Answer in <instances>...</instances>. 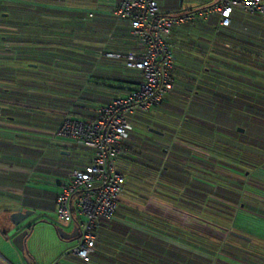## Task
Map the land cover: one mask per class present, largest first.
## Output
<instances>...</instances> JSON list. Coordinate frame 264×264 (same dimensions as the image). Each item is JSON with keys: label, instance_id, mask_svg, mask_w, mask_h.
<instances>
[{"label": "crops", "instance_id": "0c3cea01", "mask_svg": "<svg viewBox=\"0 0 264 264\" xmlns=\"http://www.w3.org/2000/svg\"><path fill=\"white\" fill-rule=\"evenodd\" d=\"M14 1L23 2V0ZM156 1L161 9L174 12L186 11V9H181L182 1L180 0L175 3L172 0ZM214 1L216 0L211 3ZM118 3L119 0H112V2H98V0H50L44 5L46 8L35 9L32 14H28L29 12L25 11L17 14L18 19L22 22H28L26 17L32 16L31 23L28 26L16 27V32L20 35H23V30H32L31 37L34 42L31 47L35 46L38 49H55L63 46L71 48L73 47L71 42L67 41L73 35L72 39L77 43L74 45L76 48L71 49H77L82 54L78 56L64 55L57 58V61L54 60L57 56L53 55L54 59L53 61L50 60L51 65L46 67L47 72L42 73L41 80L37 79L34 74L26 75L23 72V65L14 68L17 76L16 83L19 84L16 86V95H26L34 98L38 95L46 98L38 100L43 102L42 105L44 106L36 104V107H40L39 109L30 108L28 111L32 112L30 116L21 114H16L13 117L4 116L3 113L7 112L9 107L7 105L0 106V264H50L52 261L59 259L66 249L74 245H69L66 249L64 245H58L59 253L57 254V251L52 250L49 245L51 243L55 246V241L53 243L52 237L47 236L41 239L38 242V246H35L33 242H30L28 236L26 239L28 254L26 256L27 262L25 263L23 253L12 243L14 227L10 221V215L18 211L31 212L25 221L29 227L34 223L30 216L35 211L48 209H50L49 211H55L54 197L59 192L62 184L67 181L68 173L74 168L84 166L90 160L91 150L82 148L83 155L80 156L78 162H68V156H64L67 155L66 150L72 149L71 147L73 146L81 147L73 144L69 139L53 134L62 117L71 112L73 107L79 105L77 97L83 93V96H86V98H83L84 101L89 100L87 103L83 102V111L84 109L98 110L100 106L104 105L105 100L123 96L135 86L133 83L126 82V77L124 76H129L130 73L128 72L129 70H123L124 68L120 66V63L97 55L93 59L92 65L87 66V61L83 58L84 44L90 46L94 53L110 51L113 54L120 55L131 51H141L140 41L133 37L129 26L124 22L117 25V21L112 17ZM209 4L207 3V5ZM211 17H215L216 21V25L212 27L215 29L216 26L218 30L208 32L213 36V39H208L210 40V45L201 46L195 40L194 42H189L190 39L187 38L188 32L195 28L194 25H187V23L175 25L167 39L174 56V89L168 93L165 99L166 103L164 102L162 106H171V108L180 111L181 115L175 120V132L171 133L169 149L162 148L168 161L167 165L162 166V169L160 168L162 176L163 174L166 176L163 177V183L156 189L152 188L150 191L149 189L147 192L145 191L143 197H140L139 190L136 187L133 192H124L118 202L113 221L128 226L129 232L125 235H119L121 231L119 233L118 231L104 232L105 226L100 227V230H98L97 239L99 241L106 236L112 238V243L114 241L115 249L112 253L96 246L89 262L84 263L75 256H66L60 258V264H127L126 261L128 259H125L123 255L125 249L119 247L121 245L120 240L126 244L133 245V253L145 252V259L147 260L143 264H165L163 262L168 257L171 264H182L185 252L187 255L189 253L194 255L198 254L199 251L190 247L193 246L192 241L189 243L190 246L186 248L178 244L179 236H176V234L187 230L192 234L195 233V236L198 237V234H200L198 231L199 222L203 217V215H200L201 210L203 213H207L204 216L217 215L223 219L224 217L218 213L222 210L217 211L215 209L216 206L213 204L216 201L223 207V212L225 211L228 215L230 230L234 228L246 229L250 237L255 235L257 238L264 240V219L258 220L249 216L256 208L261 210L262 207L264 208V200L260 197H254V202L247 199V204L252 206V208L246 209L244 203L240 205L242 203L236 197L237 194L240 197L241 188L235 187L232 182H229V179L224 178L222 180L219 176L220 174L216 175L218 170L215 169L214 156L219 154L217 152L220 151L221 154L219 155L223 154L222 157L226 158L227 163L230 160L227 159L226 154L238 153L237 150H231L230 148L229 151H226L221 146L226 141L217 142L216 135H218V140L228 138L231 144H237L238 147L242 145L247 147V144L244 139L245 132L243 128L238 126L237 131L240 133H236L239 136L228 132L237 126L235 124L236 120L223 114L217 116V112H234L242 113L241 116L244 117V107L240 106L241 104L236 99L234 101L229 100L228 96L235 98L236 93L224 89L226 91L224 97L228 98L219 99L215 93L217 88L210 85V80H214L215 76H208L207 80L203 79L205 61L210 60L213 62L217 58V53L213 52L212 47L217 44L228 47V43L233 46L238 43L237 39L241 36H238L236 31L220 27L216 15H212L209 18ZM236 20L241 21V17L237 15ZM2 28H9V26L5 22L0 23L1 33L5 32ZM244 29L247 28L245 27ZM216 33L234 36L235 40H229L228 42V40L219 39ZM61 39L66 42L63 43ZM198 39L200 38L198 37ZM7 46L8 43L0 39L1 73L10 67L9 64H12L7 56ZM22 46L23 44H16L17 53L20 52L23 56H27L25 49L23 52L20 50ZM240 47L243 48L244 46ZM177 61L179 65L176 63ZM23 63L24 61L19 62V64ZM58 63L69 66L57 71L55 64ZM56 74L60 75V77L56 76ZM208 75H210L209 72ZM95 77L99 80H94ZM105 81L111 83L109 87L104 86L103 83ZM4 87L6 88V86ZM90 89L95 96L87 93ZM38 101L37 103H39ZM14 110L17 112L16 109ZM151 112L154 113H152L154 118L157 115H162L161 118H164L173 113L170 110L168 112L160 111L157 106ZM162 112H165V114L163 115ZM184 116H187L189 120L188 118L184 120ZM215 125L218 129L215 128ZM150 129L157 132L150 131ZM145 133L148 135H145ZM145 133H143L145 136L143 135L144 137L142 138H147L159 144L165 143L163 141L166 136L164 132L148 127ZM226 135H230L232 138ZM213 143H215V146L217 143L218 151L213 152L211 150ZM24 148L26 150L23 152ZM188 149H190V152H188ZM48 152L50 154H46ZM58 155L62 158H59ZM154 156L156 161L159 162L161 159L159 154L154 152ZM40 158L47 162L57 163L62 166L58 168L64 169L57 171L62 175V179L58 183V189L52 196L42 193L39 187L28 183V178L40 169V166L37 165ZM174 165H178L179 169H181L180 172L177 169L178 177L176 178V183L171 180L172 177L169 175L171 173L170 168ZM48 166L43 167V169L46 170ZM129 168L131 169V167ZM257 169L251 173V177L254 179L264 178V171L259 173ZM220 173L225 174L224 171ZM217 177L220 178L218 182L216 180ZM233 177H235V180H241L235 174H233ZM218 186L223 190H228L230 197L216 200L215 190ZM186 190H189L191 194H184ZM232 192H237L234 200L231 197ZM202 193L206 197H201ZM261 213L264 214L262 211ZM207 219L205 223L209 224L210 217L208 216ZM38 222L44 223L42 220ZM70 225L72 230L70 232L65 231L66 233L73 232V224ZM56 229L54 234H56L58 240H61L56 233ZM114 229H116L115 226ZM229 235L246 243L258 244L255 243L257 240L254 241L251 238L247 240L239 238L232 233ZM61 241L64 242V240ZM69 241H74L75 243V239ZM261 249L242 248L240 253H238L240 258L230 259L231 263L227 264H264V259L255 258L257 255H264V250ZM225 255L230 257L227 253ZM252 259L256 261L258 259L259 261L258 263H252L250 261Z\"/></svg>", "mask_w": 264, "mask_h": 264}, {"label": "trees", "instance_id": "16d2710c", "mask_svg": "<svg viewBox=\"0 0 264 264\" xmlns=\"http://www.w3.org/2000/svg\"><path fill=\"white\" fill-rule=\"evenodd\" d=\"M48 1L50 0H33V4L26 5L25 3L14 1V0L13 1L12 0H8V1L2 0L0 1V23L9 22L11 24L10 27H14L15 29L16 27L22 28L24 26H28L31 22H22L18 18L9 19L10 13L7 11V8L13 7V8H20L21 10H26V8H29V10L42 9V8H46L44 7V5L47 4ZM176 13H179V12H176ZM237 15L238 17L239 16L241 17V21L236 20ZM112 17L115 20L114 16ZM208 18L203 19V20L204 21L209 20L212 26L216 25L215 17H211L209 19ZM230 19L231 21L228 26H220V27L229 28L233 31H236L238 33V36L241 35L237 39L238 43L234 44L233 45L234 47L229 43H228L229 45L228 47L224 45L220 46L218 44L212 47L213 52L217 53V58H215L213 62H211L210 60L205 61V64H204L205 73L203 74V79L207 80L208 76L210 77L215 76L214 80H210V85L212 87L217 88V92L215 93L217 95L216 97L219 99L226 98L224 97L225 96L224 93L226 92L224 91V89H228L230 90V92H235L236 93L235 98L233 96H228L229 100L234 101V99H236V101L239 104H241L240 106L244 107V113H243L244 117L250 116L252 119H254L253 121L256 124H259L260 127L264 128V18L258 14L243 13V11L235 9L232 11ZM195 21L196 19L191 20L189 22H185V23H187V25H193ZM121 22L126 23L130 28L128 21L127 22L122 21V20L117 21V25L118 23H121ZM175 25H179V24H174L173 27ZM245 27L247 29H244ZM172 29L170 33L172 32ZM216 30H218V28L215 26L214 32ZM190 32L191 31H189L188 34ZM4 34L0 33V39L8 43V46H7L8 55L7 56L9 59H12L10 62H14V60H16L17 62L26 61V62L34 63L35 66H43L44 68H46L48 67V65H51L50 60L53 61L54 59L52 57L53 55L57 56L56 59H54L57 61V58L62 57L64 55L71 54V56H78L82 54V53H79L77 49L76 50L71 49V48L75 49L76 47L74 45L75 43H77L72 39L73 35H71L70 36L71 38L68 39L67 41V42H71L73 46L71 48H66L63 46L61 48H55V49L53 48L52 49H47V48L38 49L35 46L31 47L25 44V42H28V40H31V41L33 40L31 36L29 37L28 35H26V34H29L28 30H23V35L17 34L15 32L13 35H11L10 37L11 39H9V36H8L9 34H12L11 32H9L7 35H4ZM216 34L215 35L217 37L219 36L218 37L219 39L226 40V41L228 40V42L229 40H233V41L235 40L234 36L232 37L228 34H219V33H216ZM133 37L137 39L134 35ZM187 38L190 39L189 42H194L195 40L196 43L199 42L201 46L210 45L209 44L210 40H205L204 38L198 39L197 37V38L192 39L190 36H188ZM64 42L66 41H63V43ZM16 44H20V45L23 44L20 50L23 52V50L25 49L27 52L26 53L27 56L25 55L23 56L20 52L17 53ZM207 46H203V47H207ZM240 46H244V47L241 48ZM129 53L130 52L126 54H120V55L113 54L110 51H101V53L100 52L94 53V51L91 50L90 46L86 44L83 45V58L87 61V66L92 65L93 59L97 55L105 59H110L111 61L114 60L117 63L121 64L120 66L124 68L123 70H129L128 72L130 73V75L127 74L129 76H124L126 77V82L133 83L136 86V84H138L140 80L142 79L141 71L136 68L128 67L126 65V56ZM65 66H69V65L60 64V63L55 64L56 69H58L57 71H61L62 68ZM208 72L210 75H208ZM173 74H174V68H172V75ZM56 76L60 77V75L58 74H56ZM16 77L17 76H16V71L14 70V67L13 68L8 67L7 69L3 70L2 73L0 72V106L7 105L9 107L7 112L3 113L4 116L9 115L8 117H13L16 114L30 116V114L32 113V112H28L30 108L39 109L40 108L39 106H44L42 105L43 102H39L38 100L45 99L46 97H40L37 95L34 98L32 96L16 95L15 94L16 86L19 85L16 83ZM94 80H99V79L95 77ZM173 80H174V77H173ZM103 84L105 87H109V84L111 83L110 82L107 83L105 81ZM4 86H6V88ZM135 86H133L131 89H133ZM87 93L95 96L92 93L91 89L87 91ZM168 93L159 102L157 107L160 108L164 104V102L166 103L165 99ZM83 98H86V96H83V93H82V95L77 97V99L79 100V105H76V107H73V110L71 112L67 113L66 115L64 114L65 116H63L62 119L64 117H69L72 119H79V120H95L100 115V108L104 106L106 102H110L112 99L116 97H112L108 100H105L103 103L104 105L100 106L98 110L97 109H90V110L84 109V111H83V102L87 103L89 102V100L84 101ZM37 101L39 103H37ZM36 104L39 106L36 107L37 106ZM14 109H16L17 112H15ZM153 109L154 107L148 112H136L134 114V116L132 117V121H133V127L134 126L135 127L128 134L126 139L122 142L121 154L117 158L118 165L116 163L117 165L116 167L124 175L125 180H124L123 194L124 192L125 193L133 192V190L137 188L139 190L140 197H143L144 196L143 194L145 193V191L147 192L148 189L150 191L152 188L154 189L158 188V186H160V184L163 183L162 182L163 177H166L164 174L162 176V170H161L162 168L160 167L162 166V163H166L165 160L163 161V159H160V161L158 162L156 161V158L154 156V152L165 155L162 148H160V144L157 142L148 140L147 138L146 139L142 138L145 136L143 134L144 132H142L139 129L137 130V126L139 124L141 125L143 124L144 126H146V128L154 126V127H157L155 129L159 130L160 132H164V131H161L160 127L158 126V124L162 125V122H159L156 119V118L160 119L159 117L160 115H157V117L154 118L153 117L154 113L151 112ZM187 118H188L187 116L183 117L184 120H187ZM154 119H155V122L153 121ZM235 124L238 125L237 122H235ZM240 124L248 127L246 122H241ZM228 132L233 135L239 136V134L236 133V130H230ZM80 147L90 149L88 147H82V146ZM146 148L150 150L148 151ZM25 150L26 149L24 148L23 152ZM188 150H189L188 152H190V149ZM91 153H92V150H91ZM217 153L221 154L220 151ZM219 154H216V156H218ZM222 156L223 154L219 155V157H222ZM250 156L254 158L253 155H250ZM226 157L228 160H230L229 163L231 165L236 163L238 166H240L237 162L242 161V160L240 159V155L238 153L237 154L228 153L226 154ZM260 161H262L263 163L264 158L260 159ZM127 164L131 167L132 170L130 168L126 169ZM177 169L179 172L181 171L178 165H174L173 167L170 168L171 173L169 174L172 177L171 180L175 183L177 182L176 178L178 177ZM231 170H234V169H231ZM217 175H219L221 179L227 177L229 181L237 182L238 184L242 185L240 181H235L234 177L232 178V177L225 176L220 172H218ZM123 194L121 195L120 199L122 198ZM184 194L190 195L191 193L189 190H186ZM201 197H206V195L202 193ZM117 207L115 209L114 214L117 211ZM104 226L106 227L104 232L118 231L119 233L121 231L119 235L120 234L125 235L129 232L128 226L116 223L115 221H113V218L107 221H100L97 227L95 228L96 239L94 242L93 252L95 251L96 246H98L99 248H104L110 253H112L113 250L115 249V243L114 241L113 243L111 242L112 241L111 237H108V236H106L107 238L102 237L100 241L99 239H97L98 230H100V227H104ZM114 226L116 229H114ZM180 232L181 233L176 234V236H179L178 244L186 248L190 246L189 243H191L192 241L193 246H190V247L194 249H198L199 251L198 254H194V255H191L190 253L189 255H187L185 252V255L182 258L183 259L182 264H227L226 261H229V259L232 260L233 258L234 259L240 258L239 254L237 252H232L231 249L228 250L225 247L216 248L215 246H212L213 244L211 243V240L208 241V239H211V238H209L208 236H203L201 234H198V237H196L195 233L192 234L191 232L187 230H183ZM212 240L215 241V239H212ZM217 242L219 243L220 241H216V243ZM120 243L121 245L119 247L121 249H125V253L123 252L124 253L123 255L125 259H128L126 261L127 264H143L144 261L147 260L145 259L146 258L145 252H134L133 253L132 251L133 245L126 244L122 240H120ZM93 252L89 256V261L91 259V255L93 254ZM226 253L229 254L231 257H227L225 255ZM168 258L163 263L171 264ZM87 262H84V263H87Z\"/></svg>", "mask_w": 264, "mask_h": 264}, {"label": "built area", "instance_id": "2783aa9c", "mask_svg": "<svg viewBox=\"0 0 264 264\" xmlns=\"http://www.w3.org/2000/svg\"><path fill=\"white\" fill-rule=\"evenodd\" d=\"M264 18V0H216L197 10L176 13L161 9L156 0H119L113 11L116 21H128L131 33L140 41V52H130L126 65L141 71L142 79L121 97L100 108L95 120L64 117L56 136L92 150L90 160L68 173L54 199L55 212L77 229L75 243L62 256L84 262L94 250L95 228L113 218L124 190V175L117 169L122 142L133 129L136 112H148L174 89V56L167 41L174 24L216 15L220 26H228L233 10ZM50 264H60L58 259Z\"/></svg>", "mask_w": 264, "mask_h": 264}, {"label": "rangeland", "instance_id": "374dc122", "mask_svg": "<svg viewBox=\"0 0 264 264\" xmlns=\"http://www.w3.org/2000/svg\"><path fill=\"white\" fill-rule=\"evenodd\" d=\"M172 1L175 3V2H178L179 0H172ZM180 1H182L181 9H183V10L186 9L189 11V10L200 9V8L206 6L207 3L208 4L211 3L213 0H180ZM98 2H112V0H98ZM22 3H25L26 5L27 4H33V0H23ZM178 8L180 9V7H178ZM7 11L10 13L9 19H16V18H18L17 14L19 12L25 11V12H29L28 14H32L33 9L29 10V8H26V10H21L20 8H13V7L9 8L8 7ZM26 18H28V22H31L32 16L29 15ZM7 23H8L9 28H2L3 31H5L2 33L3 34L6 33L4 35H7L9 32H11L12 34L8 35L9 39H11L10 37H11V35H13L16 32V29L14 27H10L11 24L9 22H7ZM193 25H194L195 29L192 30L188 34V36H190L192 39L197 38V37L204 38L206 40L213 39L212 34L208 33V32L214 31L213 30L214 28L212 27V24L210 23L209 20L204 21L202 18H197ZM28 33L29 34H26V35H28L30 37L32 30H28ZM33 42L34 41L31 42V40H28V42H25V44H27L28 46H31ZM9 60L11 61L12 59H9ZM33 61H35V60H33ZM178 61L180 62V60H178ZM178 61L176 63L179 65ZM11 63L12 64H9V66L14 67V68L19 67L20 65H23V68H24L23 72L26 75L27 74H34L36 76V78L39 80H41L40 77H42V73L47 72V69L44 68L43 66H35L34 64H28L26 61L23 64H19V62H17L16 60H14V62H11ZM167 108H168V110L173 112L172 115H169V116L164 117V118H161L162 115H160L159 116L160 119L156 118L159 122H162V125L158 124V126L160 127L161 131L165 132V135H166L164 140L163 139L162 140L167 144H165V143L160 144V148H164V149H166V148L169 149V147H170L169 142H170L171 133L175 132V130H174L175 129L174 127L176 124L175 120H176V118H179V116L181 115L180 111H178L174 108H171V106L166 107L164 105V106H161L159 108V110L168 112V110H166ZM165 112H162L163 115L165 114ZM221 114H223L224 116L229 117L233 120H236L237 123L246 122V124L248 125V127H246L245 125L243 126V125L239 124V125L235 126L234 129H231V130H236V132H238L237 131L238 126L240 128L244 129V132H245L244 137L245 138L244 137L243 138L245 139L247 147H245L243 145L238 147L237 144L232 145L231 142L228 140V138H226L224 140H218V135H216L217 142L226 141V142H223L224 143L223 145H221L223 148H225L226 151H229V148L231 150H234V149L237 150L238 154L240 155V159L242 160V161L237 162L240 166H238L236 163H234L232 165L230 163H226L225 157H219V155L218 156L215 155L216 157H214V160H215L214 162L216 165L215 169H217L218 172L219 171L225 172V174L223 173V175L230 176V174H232V175L235 174L236 176L239 177L238 179L241 178V180H237V179L236 180L240 181L242 183V185L238 184L237 182H232V184H234L235 187L241 188L242 193H240V197L237 196L238 194L236 195V197H237V199H239L241 201V203H244L246 209H249V208H252V206H249L247 204V199L254 202L255 201L254 197H260L264 200V187H262V186H264V178H260V179L256 178V179H258V180H256V179L251 177V175H252L251 173H253L257 168H258L257 171H259V173H262V171H264V161H263V163H262V161H260V159L264 158V128L260 127L259 124H256L253 121L254 119H252L250 116H246V117L241 116L242 113H234V112L219 113V112H217V116L221 115ZM153 121L155 122V119ZM256 125H257V127H256ZM151 128L154 129L157 127L151 126ZM215 128H216V125H215ZM138 129L145 133L146 126H144L143 124L142 125L139 124L137 126V130ZM216 129H218V127ZM238 133H240V132H238ZM145 135H148V134L145 133ZM226 136L229 138H232L230 135H226ZM65 139H68V138H65ZM71 148L72 149L66 150L67 155H64V156H68V158H67L68 162L76 163L80 159V156L83 155V149L75 147V146H73ZM147 150L149 151L150 149H147ZM211 150L213 152L218 151L217 143H216V146H215V143H213L211 145ZM46 154H50V153L48 152ZM250 155H253L254 158H252V156H250ZM58 157L62 158L60 155H58ZM159 157L161 159H163V161L165 160V162H166V163H162V166L167 165V163H168L167 158H165V156L162 154H159ZM42 158H40V160L37 163V165L40 166V169L38 171L34 172L33 176L28 178V183L31 185L33 184V185L39 187L40 191L42 193H45L47 195L52 196V194L56 191V189H58V183L62 179V175L60 173H58L57 171L60 169L61 170H64V169L58 168V167H62V166L58 165L57 163L47 162V161H44ZM116 163H117V161H116ZM47 164H49L51 166H48ZM117 165H118V163H117ZM45 166H48V168L46 170L43 169V167H45ZM162 166H160V167L162 168ZM129 167L130 166L127 164L126 169H129ZM231 169H234L236 171L231 170ZM245 171H247V174H245ZM230 177L233 178V176H230ZM219 179L220 178L217 177V179H216L217 182ZM225 179H228V178L226 177ZM234 179H235V177H234ZM229 182H231V181H229ZM236 193L232 192V195H231L232 200H234ZM241 194H243V195H241ZM215 197L217 198L216 200H218V199H222V198H228V197H230V194L228 193V190H223L220 186H218L217 189L215 190ZM249 197H253V198H249ZM216 203H218V204H216ZM216 203H213L216 206L215 209H217V211L222 210V211H219L218 213L221 214L220 216H222L224 218L222 219L221 217H218L217 215L216 216L208 215L210 217V223L208 221L209 224H207V223H205V221L208 220L207 219L208 216H204V215H207V213L206 212L203 213L201 210L200 215H203V217H202L201 221L199 222V227H198V229H199L198 231L201 235L208 236L209 238H211V239H208V241L211 240V243L213 244L212 246H215L216 248L225 247L226 249H228V250L231 249L232 252H237V253H240L242 248L243 249H245V248H259V249L263 248L261 250H264V240L257 238L255 235L250 237L247 234L248 231H246V229H235L234 228V229L230 230L229 229L230 224H229V220H228V215L225 213V211L223 212V207L220 206L219 202L216 201ZM248 203H249V201H248ZM237 206H238V204H237ZM219 207H220V209H219ZM49 210L50 209L44 210V211L37 210L34 212L33 215L30 216V218L32 219V221L34 223L32 225V231H31L32 233H30L29 238H30V242H33L35 244V246H38V242H40L41 239H43L47 236L52 237L53 243L55 241V246L50 243L49 244L50 248L52 250L57 251V254H58L59 253L58 245H64V248L66 249V247H68L69 245L74 244V241L62 242L61 240H58V238H56V234H54L55 228H62L64 231L70 232L72 230V226L67 221L59 219L57 217L55 211H53V210L49 211ZM211 210L216 211L213 209H211ZM203 211H206V210H203ZM261 211L264 213L263 207H262V210L259 208H256L255 211H253L252 214L249 216L253 217L254 219H258V220L264 219V214H262ZM225 217H227V218H225ZM40 220L44 221V223L38 222ZM213 221H214V223H213ZM49 227H51V228H49ZM236 227H238V225H236ZM229 232L230 233H236L237 232L238 234H241L244 237L246 236L245 237L246 239L251 238L254 241L257 240V242H255V243H258V244H250V243H246L244 241H241L239 239L233 238L229 235ZM13 233H14V231H13ZM213 238L215 239V241L212 240ZM216 241H220V242L216 243ZM60 258H63V256L61 255ZM60 258L58 259V261L60 260ZM255 258H261L263 260L264 255H262V256L257 255V256H255ZM250 261L252 263H258L259 260L257 259V261H256V260L252 259ZM226 262L231 263V261H226Z\"/></svg>", "mask_w": 264, "mask_h": 264}, {"label": "water", "instance_id": "95a60500", "mask_svg": "<svg viewBox=\"0 0 264 264\" xmlns=\"http://www.w3.org/2000/svg\"><path fill=\"white\" fill-rule=\"evenodd\" d=\"M150 131L157 132L152 129H150ZM30 214L31 212L29 211H18L10 215V221L14 227L12 243L21 253H23V260L25 263L27 262L26 256L28 254L26 239L32 231V226L28 227V223H25V221L27 220ZM56 233L58 234V237L61 240L69 241V240L75 239L77 235V229L74 227L72 233H66L65 231H63L62 228H57ZM232 234H234L235 236L239 238L246 239L241 234H238V233H232Z\"/></svg>", "mask_w": 264, "mask_h": 264}, {"label": "flooded vegetation", "instance_id": "af4514ba", "mask_svg": "<svg viewBox=\"0 0 264 264\" xmlns=\"http://www.w3.org/2000/svg\"><path fill=\"white\" fill-rule=\"evenodd\" d=\"M245 174H247V171H245ZM247 176V175H246ZM240 205H243V203L242 204H240Z\"/></svg>", "mask_w": 264, "mask_h": 264}]
</instances>
